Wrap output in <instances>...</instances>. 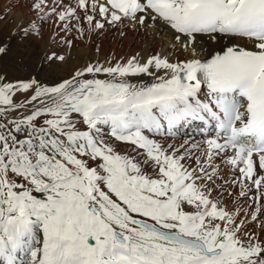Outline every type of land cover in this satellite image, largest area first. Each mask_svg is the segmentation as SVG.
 Listing matches in <instances>:
<instances>
[{"label": "snow or ice", "instance_id": "obj_1", "mask_svg": "<svg viewBox=\"0 0 264 264\" xmlns=\"http://www.w3.org/2000/svg\"><path fill=\"white\" fill-rule=\"evenodd\" d=\"M30 11L21 47L46 26L69 53L110 31L169 39L103 59L97 45L67 76L0 66V264H264V0Z\"/></svg>", "mask_w": 264, "mask_h": 264}, {"label": "rangeland", "instance_id": "obj_2", "mask_svg": "<svg viewBox=\"0 0 264 264\" xmlns=\"http://www.w3.org/2000/svg\"><path fill=\"white\" fill-rule=\"evenodd\" d=\"M31 2L29 1L27 3L26 0L24 1L10 0V3H9L8 0H0V39L4 40L5 43L9 44L11 48V50L8 52L6 56L0 58V66H3L6 69H12L13 72H10L12 79H17V78L23 79L29 73L33 75H36V74L40 75L41 73L43 74L50 73L48 71L49 65H47L46 63L41 65L40 58L44 56L47 51L52 50V51H59L61 54L68 55L67 62L63 65L54 66L53 71L56 72L57 74L59 73L60 76L69 75L75 67L84 63L86 60V58L84 60V54H85L84 43L78 42L76 46L71 49L70 53H69V50L66 48L57 49L55 46L51 44V42L49 43L48 41H46V44L42 43L43 39L44 40L48 39L49 33L52 31L47 26L43 30V38H41L40 36H30L28 38V41L26 43H23V47H21L22 41L15 39V37L13 36V33L16 31L18 26L24 21V19L25 18L30 19L31 16L33 15L30 11ZM24 10H27L25 14L23 13ZM96 38L102 39V36L96 37ZM24 46L30 47L31 53L33 56V57L31 56L32 61L28 63V67L26 71H22L17 64L21 60H23L22 58L21 59L19 58L21 56V53L25 51L26 47ZM16 51H19V52H16ZM14 52L16 53L13 54ZM91 53L97 56L96 47L94 45H93V50ZM91 53H89V55H91ZM23 54H24V58L27 59L26 53L23 52ZM15 56L18 59V61L15 62V64L17 65L13 68V66L11 65L12 63L10 64V60H12V58ZM99 56L101 58L100 54ZM72 58H74V60L71 64L70 59ZM19 65L22 66V62H20ZM69 65L71 67L70 69H69ZM41 67L44 68L43 72L40 71ZM41 77L43 78V75H41ZM45 77H47V75ZM253 227L255 226L253 225Z\"/></svg>", "mask_w": 264, "mask_h": 264}, {"label": "bare ground", "instance_id": "obj_3", "mask_svg": "<svg viewBox=\"0 0 264 264\" xmlns=\"http://www.w3.org/2000/svg\"><path fill=\"white\" fill-rule=\"evenodd\" d=\"M24 1V0H22ZM27 3L32 0H26ZM8 2L10 3V0H8ZM27 12V10H24L23 13L25 14ZM29 12V11H28ZM126 35L124 37H120L118 35V33L116 31H110L104 34V37L102 36V39L93 37V40L91 43H84L85 45V54H84V60L86 58V60L89 57H96L95 55H93L91 52L93 50V45L96 47L97 45L100 46V55H101V59H103L105 56H108L112 53H115L116 56H121L123 54L125 55H130V54H134L136 51H145L146 49H154V50H160V42L161 40H167L169 39V37H167L164 33H160L159 34V38H154L151 31H149L148 34H144L143 32L141 33H134L133 31L129 30V29H125ZM124 38V39H123ZM155 40V42H153ZM46 41H48L50 43L49 38L47 40H42V43L46 44ZM26 47V46H24ZM29 47V46H28ZM25 48V51H23L24 53H26L27 59L24 58V54L23 52L21 53V56L19 59H23L20 62H22V66L18 64V66L20 67V69L22 71H26L27 67H28V63H30L32 60L31 58L32 53H31V49L30 47ZM19 48V46H18ZM32 48V47H31ZM19 52V51H16ZM16 52H14L13 54H15ZM89 53H91V55H89ZM147 54V53H146ZM32 56V57H31ZM16 59V60H15ZM74 58L70 59V62L72 64ZM18 61V59L15 57L12 58V60H10V64L13 66V68L17 65L15 64V62ZM69 61V60H68ZM70 65H69V69H70ZM56 69V68H55ZM9 72H13L12 69H7ZM41 75H43V78L41 77ZM47 75V77L50 76H56V77H60V74L52 71L50 73H41L39 75L40 78L42 79H46L47 77H45ZM64 76V75H62Z\"/></svg>", "mask_w": 264, "mask_h": 264}]
</instances>
